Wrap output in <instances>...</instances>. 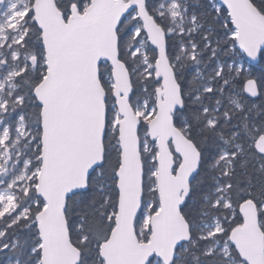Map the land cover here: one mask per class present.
Segmentation results:
<instances>
[{
    "label": "snow or ice",
    "instance_id": "obj_1",
    "mask_svg": "<svg viewBox=\"0 0 264 264\" xmlns=\"http://www.w3.org/2000/svg\"><path fill=\"white\" fill-rule=\"evenodd\" d=\"M264 0H0L5 264H264Z\"/></svg>",
    "mask_w": 264,
    "mask_h": 264
},
{
    "label": "trees",
    "instance_id": "obj_2",
    "mask_svg": "<svg viewBox=\"0 0 264 264\" xmlns=\"http://www.w3.org/2000/svg\"><path fill=\"white\" fill-rule=\"evenodd\" d=\"M252 70L254 73L259 74L262 70H264V66L256 65ZM0 264H5L3 258H0Z\"/></svg>",
    "mask_w": 264,
    "mask_h": 264
}]
</instances>
